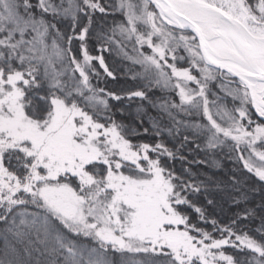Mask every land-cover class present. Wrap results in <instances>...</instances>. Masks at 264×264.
Masks as SVG:
<instances>
[{
  "label": "snow or ice",
  "instance_id": "1",
  "mask_svg": "<svg viewBox=\"0 0 264 264\" xmlns=\"http://www.w3.org/2000/svg\"><path fill=\"white\" fill-rule=\"evenodd\" d=\"M112 51L133 87L98 86ZM218 157L240 168L184 166ZM245 170L264 182V0H0V264H264V202L259 240L256 209L216 218Z\"/></svg>",
  "mask_w": 264,
  "mask_h": 264
},
{
  "label": "trees",
  "instance_id": "2",
  "mask_svg": "<svg viewBox=\"0 0 264 264\" xmlns=\"http://www.w3.org/2000/svg\"><path fill=\"white\" fill-rule=\"evenodd\" d=\"M116 18L118 20L121 19V17L119 15H117ZM109 20H111V17H109ZM74 46L78 47V42H74ZM90 48L92 50L93 55L98 54L95 51V45H90ZM129 51H130V49H129ZM103 55L105 56L106 62L110 65V67L118 69V73H117V80L112 81L110 78H108L107 85H105L104 79L102 78L99 85H98L99 87L107 86V88L109 90L119 91L121 88H131L134 86L135 83H137L131 79V73L130 72L125 74L126 69L131 66L129 61L124 60L115 51L104 52ZM135 70L138 71L139 70L138 67ZM93 83H96V81L94 80ZM157 95H160V93H157ZM175 99H177V102H178V98H175ZM110 103L114 104L116 109H118L122 106L121 103H119V102L110 101ZM122 103H123V105H128L132 110H134L135 107L137 106V104L140 103V101H133V102H131V104H129V102L127 100H125ZM150 111H152V110H150ZM152 114L155 115V112L152 111ZM116 118L118 120L123 119L125 123H127L130 119L128 116L121 117L119 114L117 115ZM144 126L145 127L149 126L147 121L145 122ZM142 139H144L145 142H155L151 136L142 137ZM163 139L168 144L169 147L172 146L173 142L166 135L163 137ZM185 153H187V150H185ZM187 158H188V161H193L194 159L200 160V159H203L204 157L202 154H200V155L192 154V155H188ZM218 159L220 160L219 166L212 165V164H208V165L199 164L198 165V164H194V163L186 164L184 166L190 167L191 171L193 173H206L210 176H214L217 179H227V176L225 174L228 172L229 169L240 168V165H238L237 163H235L232 160H228L227 158H219V157H218ZM175 167L177 169H180L181 165H180L179 161H176ZM240 175H241V179L246 181L249 189L255 188V189H257V191H255V192L250 191L248 202L242 203L239 207L234 206L231 203V201L221 199L220 196L223 194L217 195V199L219 201V207H217V209L215 210L216 211V218L218 220H220V222L223 224V223L228 222L227 218L231 217L233 213L239 212L245 207L256 209V218L243 220L242 225L246 226L245 230L248 231L249 235H251V236H253V238H256L257 240H259L260 236L258 233H256L255 229L260 227L259 216L261 215V212L259 211L258 206L262 202H264V193L260 192L259 189L261 188V185L264 182L259 181L258 178H256L252 174L247 173L246 170L244 172H242ZM199 202L203 203L202 197H201ZM221 208L223 209V211H221ZM208 231H212L210 226L208 227ZM215 235H217V237H218V234H215ZM2 247H3V241L0 240V248H2ZM224 251L226 253H228L229 255H233L234 258H236V259H239L241 256H244V255H250V253H237L233 249H231L227 246L225 247ZM117 259H118V257H117ZM136 259L143 260V259H145V257L138 256V257H136Z\"/></svg>",
  "mask_w": 264,
  "mask_h": 264
},
{
  "label": "rangeland",
  "instance_id": "3",
  "mask_svg": "<svg viewBox=\"0 0 264 264\" xmlns=\"http://www.w3.org/2000/svg\"><path fill=\"white\" fill-rule=\"evenodd\" d=\"M99 54V53H98ZM226 254H228V253H226Z\"/></svg>",
  "mask_w": 264,
  "mask_h": 264
}]
</instances>
